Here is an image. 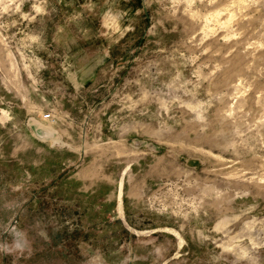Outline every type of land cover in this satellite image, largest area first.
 <instances>
[{
    "label": "rangeland",
    "instance_id": "1",
    "mask_svg": "<svg viewBox=\"0 0 264 264\" xmlns=\"http://www.w3.org/2000/svg\"><path fill=\"white\" fill-rule=\"evenodd\" d=\"M0 264H264V0H0Z\"/></svg>",
    "mask_w": 264,
    "mask_h": 264
},
{
    "label": "built area",
    "instance_id": "2",
    "mask_svg": "<svg viewBox=\"0 0 264 264\" xmlns=\"http://www.w3.org/2000/svg\"><path fill=\"white\" fill-rule=\"evenodd\" d=\"M43 120L44 121H47V122L54 121V115H53V113L52 112H48V113L43 114Z\"/></svg>",
    "mask_w": 264,
    "mask_h": 264
},
{
    "label": "bare ground",
    "instance_id": "3",
    "mask_svg": "<svg viewBox=\"0 0 264 264\" xmlns=\"http://www.w3.org/2000/svg\"><path fill=\"white\" fill-rule=\"evenodd\" d=\"M122 189L120 188V196H119V211L120 212H122V205H121V193H122V191H121Z\"/></svg>",
    "mask_w": 264,
    "mask_h": 264
}]
</instances>
